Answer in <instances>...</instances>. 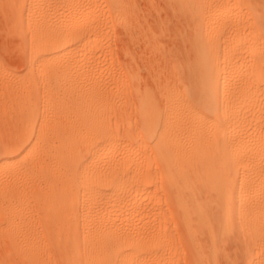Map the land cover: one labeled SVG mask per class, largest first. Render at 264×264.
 Wrapping results in <instances>:
<instances>
[{
  "label": "bare ground",
  "instance_id": "obj_1",
  "mask_svg": "<svg viewBox=\"0 0 264 264\" xmlns=\"http://www.w3.org/2000/svg\"><path fill=\"white\" fill-rule=\"evenodd\" d=\"M0 37V264H264V0H0Z\"/></svg>",
  "mask_w": 264,
  "mask_h": 264
},
{
  "label": "rangeland",
  "instance_id": "obj_2",
  "mask_svg": "<svg viewBox=\"0 0 264 264\" xmlns=\"http://www.w3.org/2000/svg\"><path fill=\"white\" fill-rule=\"evenodd\" d=\"M1 38V37H0ZM2 40H3V37H2ZM2 40H0V41H2ZM7 41H9V40H11V39H6ZM6 42V41H5ZM12 42L14 43V40H12ZM1 43V42H0ZM2 43H4L3 41H2ZM6 43H8V45H10L9 46V49L12 51L13 50V52L11 53L10 52V55H7L6 54V56L4 55V59L3 60H5V64H6V66H7V68L6 69H8V66H9V64H10V66L9 67H11V68H13V70L12 69H10L11 71H14L15 72V70L17 71L18 69H19V71L21 70V68H22V66H20V64L22 65V57L20 56V55H18L19 53L18 52H16V50H14V45H12L13 43H11L10 41L9 42H6ZM1 46V45H0ZM12 46H13V48H12ZM0 50H1V52H0V55H1V53L3 52L4 53V51H2L3 49H2V47H0ZM7 53L9 52V50L8 51H6ZM3 53H2V55H3ZM18 53V54H17ZM14 55V56H13ZM17 55V56H16ZM19 56H20V58H19ZM19 58V59H18ZM1 60V59H0ZM2 60V61H3ZM7 60V61H6ZM19 60V61H18ZM2 61H0V64L2 63ZM2 66H3V64H1ZM15 65V66H14ZM13 66V67H12ZM4 69H5V66H4ZM8 71H9V69H8Z\"/></svg>",
  "mask_w": 264,
  "mask_h": 264
}]
</instances>
